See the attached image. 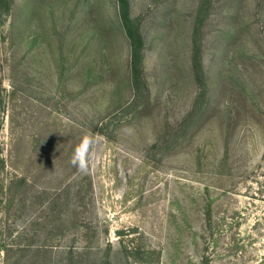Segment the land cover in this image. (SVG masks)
I'll list each match as a JSON object with an SVG mask.
<instances>
[{"label": "rangeland", "instance_id": "obj_1", "mask_svg": "<svg viewBox=\"0 0 264 264\" xmlns=\"http://www.w3.org/2000/svg\"><path fill=\"white\" fill-rule=\"evenodd\" d=\"M8 2L0 229L31 250L18 264H101L82 252L108 243L124 264L130 230L160 264H264V0H128L139 90L117 0Z\"/></svg>", "mask_w": 264, "mask_h": 264}, {"label": "trees", "instance_id": "obj_2", "mask_svg": "<svg viewBox=\"0 0 264 264\" xmlns=\"http://www.w3.org/2000/svg\"><path fill=\"white\" fill-rule=\"evenodd\" d=\"M119 6V18L122 25L123 31L130 45V77L131 84L135 90H139V86L142 82V67H143V51L144 42L139 29V24L131 20L129 15V2L128 0H117ZM5 9L7 13L9 11L8 0H0V12ZM5 171V161L3 157H0V214L4 209V179L3 174ZM1 221V217H0ZM1 227V226H0ZM136 230L130 231H117L116 235L119 237V251L118 256L121 257L124 264H160V256L156 255L155 250L146 249L145 246H140L135 238ZM3 230L0 229V264H18L23 260V254L25 252L30 253L31 250L27 251L25 248H12L6 246L2 239ZM132 236L130 239L128 237ZM126 239V241H124ZM136 245H133V244ZM130 245V246H129ZM90 257L101 254V264H113L112 263V247L108 243L106 249L101 252L92 253L82 252ZM159 254V253H157ZM67 255L71 261L75 258H79L81 255L79 252H75L73 249L67 251ZM2 261V263H1ZM35 261V259H33ZM25 262V264H29ZM201 264H208L207 260L202 259Z\"/></svg>", "mask_w": 264, "mask_h": 264}, {"label": "clouds", "instance_id": "obj_3", "mask_svg": "<svg viewBox=\"0 0 264 264\" xmlns=\"http://www.w3.org/2000/svg\"><path fill=\"white\" fill-rule=\"evenodd\" d=\"M96 142V138L92 134H86L73 149L69 163L81 175H87L90 171V159Z\"/></svg>", "mask_w": 264, "mask_h": 264}]
</instances>
